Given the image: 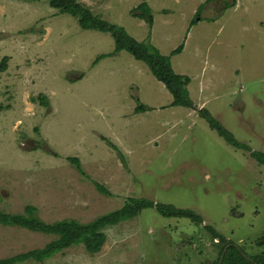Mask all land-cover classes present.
I'll use <instances>...</instances> for the list:
<instances>
[{
    "label": "rangeland",
    "instance_id": "1",
    "mask_svg": "<svg viewBox=\"0 0 264 264\" xmlns=\"http://www.w3.org/2000/svg\"><path fill=\"white\" fill-rule=\"evenodd\" d=\"M74 1L161 56L183 46L171 68L190 106L172 107L109 34L82 31L48 0H0V211L31 206L45 226L123 217L100 229L95 254L71 245L18 264H215L231 242L264 256V0H144L152 26L136 17L142 0ZM158 204L199 221L163 218ZM57 239L0 225V261Z\"/></svg>",
    "mask_w": 264,
    "mask_h": 264
},
{
    "label": "trees",
    "instance_id": "2",
    "mask_svg": "<svg viewBox=\"0 0 264 264\" xmlns=\"http://www.w3.org/2000/svg\"><path fill=\"white\" fill-rule=\"evenodd\" d=\"M48 2L49 6L52 9L58 10L60 14L70 15L77 20L82 31H95L112 36L115 41V49L117 53L126 52L131 55L135 61L142 62L148 67V70L156 81L161 83L172 96V107L186 108L190 106L189 94L185 88L189 81L186 77L174 74L171 68L170 57L180 55L183 51V46H179L176 50L171 52L169 57H164L161 56L149 43H138L133 40L122 28L109 26L106 22L96 20L89 10L79 6L74 0H48ZM136 11L139 13V15L136 16L137 18L144 20L148 26H152L153 16L149 6L144 0H142ZM191 25L194 26L193 22ZM104 58L105 56L98 58L93 66ZM6 62V58L1 60L0 72L5 71ZM45 101L41 98V105L45 106ZM145 111L146 107L142 105H139L135 110L136 113H142ZM200 115L210 125L213 131H217L220 135H225L224 129L207 113L201 112ZM226 138L231 145L235 147L239 146L234 139L232 140L230 138L228 133H226ZM70 162L78 171H81L77 159H71ZM97 189L102 194L106 193L100 186H97ZM155 208L163 218H183L195 222L199 221L198 216L191 211L174 209L171 206L169 207L160 204L155 206ZM34 212L35 209L31 206L25 207L24 214L19 216L4 214L0 211V225L5 227H18L30 232L42 233L45 235H56L58 236L57 241L47 246L44 250L14 256L7 260H1L0 264H18L27 260L43 261L50 258L60 249L80 244H83L89 253L95 254L100 251L105 242V235L100 232V229L115 226L120 220H123V217L116 212L103 218H99V220L88 226H79L74 222L45 226L35 219ZM207 229L210 231L214 239L220 240V242L223 240V238L219 237V235L211 228ZM215 264H264V256L256 258L246 255L243 251H240L233 242H231L227 243V245L225 244V247L220 253V257Z\"/></svg>",
    "mask_w": 264,
    "mask_h": 264
},
{
    "label": "crops",
    "instance_id": "3",
    "mask_svg": "<svg viewBox=\"0 0 264 264\" xmlns=\"http://www.w3.org/2000/svg\"><path fill=\"white\" fill-rule=\"evenodd\" d=\"M183 52V51H182ZM178 56V55H177ZM174 57H176V56H174Z\"/></svg>",
    "mask_w": 264,
    "mask_h": 264
}]
</instances>
